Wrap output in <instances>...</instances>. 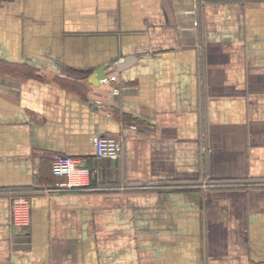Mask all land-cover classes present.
I'll list each match as a JSON object with an SVG mask.
<instances>
[{"label":"crops","instance_id":"obj_1","mask_svg":"<svg viewBox=\"0 0 264 264\" xmlns=\"http://www.w3.org/2000/svg\"><path fill=\"white\" fill-rule=\"evenodd\" d=\"M103 65L121 96L91 84ZM59 155L88 163L87 190L57 188ZM257 183L264 0H0V264H264Z\"/></svg>","mask_w":264,"mask_h":264},{"label":"built area","instance_id":"obj_2","mask_svg":"<svg viewBox=\"0 0 264 264\" xmlns=\"http://www.w3.org/2000/svg\"><path fill=\"white\" fill-rule=\"evenodd\" d=\"M110 89L113 97L122 94L123 86L117 75L100 81ZM92 106L97 111L105 110L106 102L94 100ZM136 128L135 125H129ZM95 147V159L117 160L123 150L122 142L114 135L98 134L93 138ZM51 172L55 178L62 179L57 184L58 189L75 190L87 187L91 183L93 171L83 159L73 158L67 155H59L53 159ZM11 202V225L15 228L27 230L31 225V201L30 196L13 197Z\"/></svg>","mask_w":264,"mask_h":264},{"label":"water","instance_id":"obj_3","mask_svg":"<svg viewBox=\"0 0 264 264\" xmlns=\"http://www.w3.org/2000/svg\"><path fill=\"white\" fill-rule=\"evenodd\" d=\"M118 58H116L114 60V63L115 62H118ZM135 58L133 57H127L124 59V62L122 64H118V68L120 70L126 68V67H129L133 62H134ZM105 69H106V66L103 65V66H100L97 71L95 72V74L91 77V84H93L94 86H99L100 84V81L101 80H106L108 79V76L106 75L105 73Z\"/></svg>","mask_w":264,"mask_h":264},{"label":"rangeland","instance_id":"obj_4","mask_svg":"<svg viewBox=\"0 0 264 264\" xmlns=\"http://www.w3.org/2000/svg\"><path fill=\"white\" fill-rule=\"evenodd\" d=\"M254 1H260V0H254ZM206 149H207V148H205V147L203 148L204 151H205ZM206 186H208V185H206ZM217 186H218V185H217ZM217 186L215 185L216 188L219 187V186H218V187H217ZM246 186H247V185H246ZM252 186L257 187V188H258V187H264L263 184H258V183H257V184H254V185L249 184L246 188H249V187L251 188ZM80 190L82 191V190H87V189H83V188H81ZM24 195L29 196V194L27 195V194H21V193H16V192L14 193V192H12V193L9 194V199L11 200V198H13V197L24 196Z\"/></svg>","mask_w":264,"mask_h":264},{"label":"trees","instance_id":"obj_5","mask_svg":"<svg viewBox=\"0 0 264 264\" xmlns=\"http://www.w3.org/2000/svg\"><path fill=\"white\" fill-rule=\"evenodd\" d=\"M54 177V176H53ZM58 180H62V179H58Z\"/></svg>","mask_w":264,"mask_h":264}]
</instances>
